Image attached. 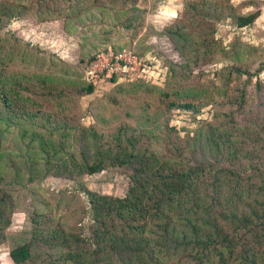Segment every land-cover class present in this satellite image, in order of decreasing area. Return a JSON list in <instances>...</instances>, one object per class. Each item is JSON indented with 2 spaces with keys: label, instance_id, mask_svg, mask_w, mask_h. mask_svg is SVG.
<instances>
[{
  "label": "rangeland",
  "instance_id": "1",
  "mask_svg": "<svg viewBox=\"0 0 264 264\" xmlns=\"http://www.w3.org/2000/svg\"><path fill=\"white\" fill-rule=\"evenodd\" d=\"M111 1L105 2L110 9L103 15L92 0H80L82 21L78 26L64 14L36 9L0 22V54L11 58L5 67L24 86L23 93L35 100L32 108L40 110L36 119H44V124L50 120L47 127L65 124L54 132L64 156L78 151L80 125H91L105 143L114 139L120 124H127L141 145L169 155L200 125L208 129L224 122L242 127L240 140L258 143L262 151L259 171L263 172L264 141L251 133L264 124V0ZM256 10L259 16L253 23L236 26L235 15ZM108 15L116 25L103 24ZM108 48L134 49L148 65L151 80L107 79L87 94L83 60L95 50ZM237 68L249 74L239 75ZM204 86H219L224 94L215 95L198 111L170 106L174 100L203 103L209 94L199 98L174 91ZM160 89L170 92V97H164ZM227 113L233 119L226 118ZM247 129L252 132L247 134ZM4 148L0 197L5 191L2 212L10 224L5 236L0 235L1 264L11 263L8 252L13 245L29 239L33 209H43V201L52 204V216L65 228L77 230L81 223H89L82 189L116 197L127 191L128 172L114 167L78 176L79 183L51 175L31 181L17 133L10 134ZM38 166L42 167L38 174L48 169L42 160ZM52 252L34 248L33 258L26 264H47Z\"/></svg>",
  "mask_w": 264,
  "mask_h": 264
},
{
  "label": "trees",
  "instance_id": "2",
  "mask_svg": "<svg viewBox=\"0 0 264 264\" xmlns=\"http://www.w3.org/2000/svg\"><path fill=\"white\" fill-rule=\"evenodd\" d=\"M92 1L99 14H108L110 8L105 2L111 0ZM79 3L80 0H0V22L36 9L64 14L78 26L82 21ZM258 16L256 10L233 18L241 28ZM110 18L103 24L116 25L114 17ZM106 50H130L138 55L134 49L95 50L83 60L81 73L87 94L98 85L86 79L85 70ZM10 62V57L0 54V168L1 158L7 154L4 143L15 132L24 147L31 181L49 175L75 181L78 176L107 167L123 168L129 181L122 197L82 189L89 223L79 221L81 227L77 230L65 228L52 216V204L43 201V209H33L29 239L9 249L11 263L7 264H26L33 258L34 248L53 250L47 264H264V171H259L258 163L262 151L257 142L239 139L240 125L232 127L223 122L211 124L208 129L200 125L169 155L141 145L127 124H120L114 139L105 143L103 135L91 125H80L78 151L64 156L55 143L54 132L65 128V124L56 122L47 127L50 120L44 124V119H36L40 110L32 108L35 100L24 94V86L8 73L5 65ZM236 72L249 74L241 68ZM160 90L164 97H170V92ZM182 93L199 98L209 95L203 103L174 100L171 107L198 111L215 95L224 94L219 86L174 91L176 95ZM225 116L233 119L228 113ZM260 127L251 134L264 141V124ZM244 132L248 134L252 129ZM41 160L48 169L38 174ZM3 178L0 172V183ZM6 195L4 191L0 197L2 237L10 224V218L2 212Z\"/></svg>",
  "mask_w": 264,
  "mask_h": 264
},
{
  "label": "built area",
  "instance_id": "3",
  "mask_svg": "<svg viewBox=\"0 0 264 264\" xmlns=\"http://www.w3.org/2000/svg\"><path fill=\"white\" fill-rule=\"evenodd\" d=\"M85 77L94 85L116 77L117 80L151 79L152 75L146 63L134 52L121 50L101 52L85 70Z\"/></svg>",
  "mask_w": 264,
  "mask_h": 264
}]
</instances>
